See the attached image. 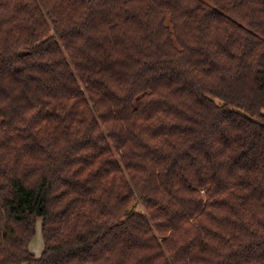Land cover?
Listing matches in <instances>:
<instances>
[{
	"label": "trees",
	"instance_id": "obj_1",
	"mask_svg": "<svg viewBox=\"0 0 264 264\" xmlns=\"http://www.w3.org/2000/svg\"><path fill=\"white\" fill-rule=\"evenodd\" d=\"M0 264H264V0H0Z\"/></svg>",
	"mask_w": 264,
	"mask_h": 264
},
{
	"label": "rangeland",
	"instance_id": "obj_2",
	"mask_svg": "<svg viewBox=\"0 0 264 264\" xmlns=\"http://www.w3.org/2000/svg\"><path fill=\"white\" fill-rule=\"evenodd\" d=\"M29 249L36 256H39L43 250V240L40 232V222H36L35 234L29 242Z\"/></svg>",
	"mask_w": 264,
	"mask_h": 264
}]
</instances>
